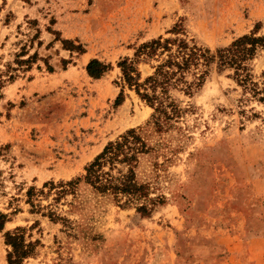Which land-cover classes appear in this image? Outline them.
Instances as JSON below:
<instances>
[{
    "label": "rangeland",
    "instance_id": "374dc122",
    "mask_svg": "<svg viewBox=\"0 0 264 264\" xmlns=\"http://www.w3.org/2000/svg\"><path fill=\"white\" fill-rule=\"evenodd\" d=\"M175 25L211 50L257 25L264 37V0H0V145L10 146L0 264L8 232L28 245L22 264H264V106L239 103L228 70L192 96L172 92L180 113L159 132L132 90L115 105L116 63ZM91 59L109 66L98 79L86 74ZM250 69H264V49ZM129 129L149 148L135 168L148 216L135 210L142 201L123 205L82 181L59 195L43 187L82 177Z\"/></svg>",
    "mask_w": 264,
    "mask_h": 264
},
{
    "label": "trees",
    "instance_id": "16d2710c",
    "mask_svg": "<svg viewBox=\"0 0 264 264\" xmlns=\"http://www.w3.org/2000/svg\"><path fill=\"white\" fill-rule=\"evenodd\" d=\"M259 28L257 25L249 34L237 37L228 45L213 50L187 39L176 25L167 32L171 36H158L139 44L133 48L132 57H125L116 63L120 77L116 82L119 94L115 105L123 102L125 88L132 90L152 109L147 125L159 132L180 113L172 92L192 96L213 73L220 75L228 70L227 77L240 88L239 103L255 100L264 106V69L257 77L251 74L250 69V62L257 52L264 49V37L257 36ZM62 43L64 47L69 45L76 52H83L80 46H73L67 41ZM139 64L147 65L151 70L150 74L141 78ZM108 70L109 66L96 59H91L85 67L86 74L92 79L100 78ZM9 149L7 144L0 145V157H5ZM148 149L140 135V129H129L103 147L84 167L82 177L59 182L56 186L48 182L43 187H56V194L59 195L73 191L78 182L82 181L100 194H111L116 201L119 197H124L123 205L142 201L135 210L141 216H148L151 209L145 202L148 195L147 185L138 183L135 176L138 158L146 154ZM34 192V188L27 189V201ZM52 215L49 213L48 217L56 219ZM6 220L7 216L0 213V230ZM5 244L10 247L6 255L7 264H22V258L29 251L28 245L23 244L17 233L9 232L5 233Z\"/></svg>",
    "mask_w": 264,
    "mask_h": 264
}]
</instances>
